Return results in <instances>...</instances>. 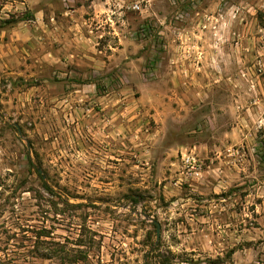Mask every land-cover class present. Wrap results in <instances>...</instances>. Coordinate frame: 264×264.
Instances as JSON below:
<instances>
[{
  "label": "rangeland",
  "instance_id": "1",
  "mask_svg": "<svg viewBox=\"0 0 264 264\" xmlns=\"http://www.w3.org/2000/svg\"><path fill=\"white\" fill-rule=\"evenodd\" d=\"M136 2L116 58L32 39ZM0 63V264H264V0H0Z\"/></svg>",
  "mask_w": 264,
  "mask_h": 264
},
{
  "label": "crops",
  "instance_id": "2",
  "mask_svg": "<svg viewBox=\"0 0 264 264\" xmlns=\"http://www.w3.org/2000/svg\"><path fill=\"white\" fill-rule=\"evenodd\" d=\"M122 6L125 5L113 3L100 6L92 3L87 9L81 4L60 14L54 9H48L49 17H44V14L35 15L32 23L35 28L30 31L32 39L38 37L39 43L46 44L47 49L43 54L45 53L44 57L50 66L62 63V58H86L97 64L106 51L110 52L107 58H116L124 51L119 47L133 42L127 33L133 32L136 17L139 15L126 11ZM40 26L44 28L40 30ZM41 31L45 33L42 34ZM116 42L118 48L112 44ZM3 65L5 66L4 62ZM2 68L0 63V69ZM91 85L93 84L90 87ZM232 135L233 132L228 133V136Z\"/></svg>",
  "mask_w": 264,
  "mask_h": 264
},
{
  "label": "built area",
  "instance_id": "3",
  "mask_svg": "<svg viewBox=\"0 0 264 264\" xmlns=\"http://www.w3.org/2000/svg\"><path fill=\"white\" fill-rule=\"evenodd\" d=\"M126 11L131 13L141 14L142 7L139 3H131L125 6H122ZM200 160L196 156V153L193 150L186 151L180 155V168L183 172L189 175H197L201 171Z\"/></svg>",
  "mask_w": 264,
  "mask_h": 264
},
{
  "label": "water",
  "instance_id": "4",
  "mask_svg": "<svg viewBox=\"0 0 264 264\" xmlns=\"http://www.w3.org/2000/svg\"><path fill=\"white\" fill-rule=\"evenodd\" d=\"M16 128H17V133L19 134V136H21V131H20V129L16 126ZM27 149L29 150V146H28V143H27ZM37 171L39 172V173H41V169L40 168H37ZM159 235H160V227H159V225H157L156 226V241H158V239H159Z\"/></svg>",
  "mask_w": 264,
  "mask_h": 264
},
{
  "label": "trees",
  "instance_id": "5",
  "mask_svg": "<svg viewBox=\"0 0 264 264\" xmlns=\"http://www.w3.org/2000/svg\"><path fill=\"white\" fill-rule=\"evenodd\" d=\"M38 174H40L38 171H37Z\"/></svg>",
  "mask_w": 264,
  "mask_h": 264
}]
</instances>
